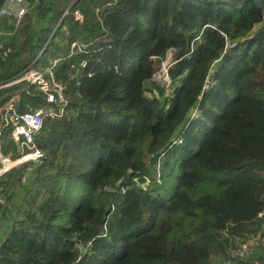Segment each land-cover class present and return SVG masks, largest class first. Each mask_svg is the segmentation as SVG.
<instances>
[{"label": "trees", "instance_id": "16d2710c", "mask_svg": "<svg viewBox=\"0 0 264 264\" xmlns=\"http://www.w3.org/2000/svg\"><path fill=\"white\" fill-rule=\"evenodd\" d=\"M35 4L22 40L0 35V82L46 41L48 58L78 39L86 65H60L67 104L36 137L44 159L0 175V264H264V0ZM170 49L169 87L150 88Z\"/></svg>", "mask_w": 264, "mask_h": 264}, {"label": "built area", "instance_id": "2783aa9c", "mask_svg": "<svg viewBox=\"0 0 264 264\" xmlns=\"http://www.w3.org/2000/svg\"><path fill=\"white\" fill-rule=\"evenodd\" d=\"M33 6L34 3L31 0H2L0 4V18L8 19L11 22L12 30L4 33L0 31V35H12L14 32L19 31L25 23L26 16L31 13ZM68 10H66L64 16L68 13ZM71 15L74 22L78 24L84 23V15L79 9L73 10ZM64 16L58 21L54 30H52L51 33L53 35L57 28L63 27L61 22ZM231 45H233L232 42L229 43V46ZM45 47L43 45L37 54L39 57L36 62L35 57L32 63L19 74L0 82V89L18 87L0 105V175L22 164L39 162L44 159L45 153L37 145L36 137L41 133L48 119H56L63 116L67 104L68 78L63 79L58 76L57 72L60 70V65L67 60V76L69 78H75L74 72L81 71L86 65V59L79 58L82 55L83 45L78 39H72L65 54L54 50V53L46 59L44 68H36L34 64L38 63ZM10 50V48L4 49L2 56L5 57ZM170 50H172L173 54L174 50ZM73 58L77 60L75 61ZM170 63L162 60L157 65L153 78H156V82L159 85L169 87L170 79L167 74V68ZM158 72L161 73L159 76ZM210 82L211 80L208 79L206 84ZM22 93L34 99L35 105L32 102H26L24 110H19ZM193 111L195 114V108L192 110V113ZM6 131L9 132L10 138L16 146L17 156L15 158H11L3 153L1 138ZM259 216L264 218V211L260 212ZM260 238L264 241V228L260 233ZM247 245L248 243L241 246V254L246 251ZM243 264H252V262L245 261Z\"/></svg>", "mask_w": 264, "mask_h": 264}, {"label": "rangeland", "instance_id": "374dc122", "mask_svg": "<svg viewBox=\"0 0 264 264\" xmlns=\"http://www.w3.org/2000/svg\"><path fill=\"white\" fill-rule=\"evenodd\" d=\"M33 3H35V1L34 0H31ZM69 4H71V1L67 4V6L69 5ZM66 8V7H65ZM25 24V23H24ZM259 26H260V24H256L254 27H253V29H252V31H251V33H253V32H255L258 28H259ZM55 28V27H54ZM54 28H53V30H54ZM57 35V34H56ZM17 36L19 37V39L20 40H22L23 38H24V32H22L21 30L17 33ZM47 42L48 41H46V43L44 44V46H46V44H47ZM46 58L45 57H40V59L38 60V63L37 64H34V67H36V68H39V69H43L44 68V66H43V64H44V60H45ZM164 61L166 60L167 61V63H170V62H172V60H173V54H172V50H170V51H168L167 53H166V55H165V58L163 59ZM213 66H212V69H214L215 68V66L217 65V61H215L213 64H212ZM80 72L81 71H78L77 72V75H79L80 74ZM159 74H161V73H159L158 72V76H159ZM76 80H79V79H76ZM155 83H154V82ZM156 84V85H159L158 84V82H156V78L154 77V78H152V85L150 86V88H153V86H154V84ZM159 86H165V85H159ZM165 87H167V86H165ZM147 91H149V90H147ZM191 111H192V109H190L189 110V112H188V115H190L191 114ZM192 115H194V111H193V113H192ZM197 115V113L195 114V116ZM219 178H223V177H226L227 175H217ZM175 186V185H174ZM173 186V187H174ZM173 187H172V189L170 190V192L173 190Z\"/></svg>", "mask_w": 264, "mask_h": 264}, {"label": "water", "instance_id": "95a60500", "mask_svg": "<svg viewBox=\"0 0 264 264\" xmlns=\"http://www.w3.org/2000/svg\"><path fill=\"white\" fill-rule=\"evenodd\" d=\"M36 2L35 4V9L37 10V13H39L41 11V8L43 7L44 5V0H34ZM2 0H0V4H1ZM72 4V3H71ZM71 4H69L65 9L64 11L62 12V15L60 17V19L64 16V13L66 12V10H68L71 6ZM53 35V33H51L50 37ZM49 40V39H48ZM39 55L36 56V59H35V62L37 61Z\"/></svg>", "mask_w": 264, "mask_h": 264}, {"label": "crops", "instance_id": "0c3cea01", "mask_svg": "<svg viewBox=\"0 0 264 264\" xmlns=\"http://www.w3.org/2000/svg\"><path fill=\"white\" fill-rule=\"evenodd\" d=\"M4 22H9V20L8 19H6V18H0V31H2L3 33L4 32H7V30H5V26L3 27V24H4ZM67 48V47H66ZM65 48V49H66ZM64 49V50H65ZM68 49V48H67ZM67 49L64 51V52H61V53H66V51H67ZM46 59H47V57H46ZM46 59L44 60V64H43V66L45 65V61H46Z\"/></svg>", "mask_w": 264, "mask_h": 264}]
</instances>
